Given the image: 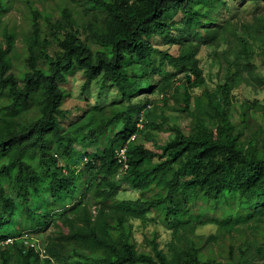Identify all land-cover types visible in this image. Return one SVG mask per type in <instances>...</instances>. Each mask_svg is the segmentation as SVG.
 <instances>
[{"label":"trees","instance_id":"1","mask_svg":"<svg viewBox=\"0 0 264 264\" xmlns=\"http://www.w3.org/2000/svg\"><path fill=\"white\" fill-rule=\"evenodd\" d=\"M77 1L89 18L86 31L97 49L82 40L68 7L59 10L56 20H46L45 29L39 10L30 8L33 30L18 69L11 56L15 35L9 30L3 33L0 264H211L194 239L190 250L172 248L171 259L154 241H149L154 256L140 253L130 221L146 222L149 212H157L176 239L181 230L193 234L207 225L232 235L254 221L249 229L256 236L257 252L264 256V149L254 141L247 147L240 142L230 109V84L206 93L215 128L193 114L191 132L171 126L174 136L167 141L146 133L158 127L141 121L140 109L132 105L85 126L88 131H65L63 126L70 114L64 86L76 71H83L84 91L103 79L117 86L129 104L136 94L128 86L129 69L142 64L148 68L157 64L158 75L165 63L182 71L191 66L197 78L194 85L202 86V72L191 62L192 54L175 57L157 52L150 41L156 36L170 38L179 26L204 38L206 29L219 22L214 14L229 9L227 0ZM4 10L0 0V18ZM177 16L180 21H175ZM248 48L243 44L247 54ZM189 102L190 97L186 108ZM30 110L37 114L19 120ZM242 122L247 124L245 117ZM148 139L155 150L145 146ZM88 146L94 147L90 153ZM118 148L125 149L123 158L118 157ZM122 167L125 173L118 178ZM120 179L139 192L138 199L118 200ZM50 227L55 237L43 254L22 239L24 234L34 239ZM11 238L13 243H7ZM249 245H244L242 254Z\"/></svg>","mask_w":264,"mask_h":264},{"label":"rangeland","instance_id":"2","mask_svg":"<svg viewBox=\"0 0 264 264\" xmlns=\"http://www.w3.org/2000/svg\"><path fill=\"white\" fill-rule=\"evenodd\" d=\"M4 4L5 10L0 18V45L6 47L3 36L5 30L15 35V50L11 56L16 69L23 63L27 40L33 30L30 8L39 10L42 16L40 23L45 29L46 20H56L59 10L68 7L74 14L82 40L92 49L98 48L89 39L86 31L89 18L84 14L82 4L77 0H4ZM227 6H229L228 10L222 8L220 12L214 14L219 22L206 29L204 38H197L193 32H186L182 26H179L172 32L170 38L156 36L150 41L157 52H168L175 57L192 54L191 62L195 63L202 72L204 79L202 86L194 85L197 78L192 74L191 66L187 71H182L165 63L162 66L163 74L158 75L154 73L157 64L151 68L142 64L129 69L131 83L128 86L136 90L129 104L124 100L117 86L104 83L103 79L94 81L91 88L84 91L83 71H76L68 77V82L64 86L69 94L66 108L70 113L63 124L64 130L84 128L88 131L85 126L94 124L101 118L110 117L113 112L125 111L130 105L140 109L141 121L149 127H158L146 133L159 135L164 141L174 136L169 130L171 126H178L189 134L192 130L193 114L207 120L210 127L215 128L216 124L208 115L206 93L216 91L219 85L228 83L231 85L230 109L237 125L240 142L247 147L254 141L258 149L263 150L264 0H227ZM180 19L181 16H177L175 21ZM243 44L248 45V54L243 50ZM190 78L192 82L189 84ZM188 97H190L189 108H186ZM35 114H37L35 110H30L20 114L19 120L32 119ZM243 117L247 124L242 122ZM140 127H143L142 122ZM143 142L148 149H156L151 139ZM88 147L87 152H92L94 147ZM122 151L117 149L119 158H123ZM125 170L126 168L122 167L117 177H122ZM118 184L122 185L118 200L139 198V192L133 190L122 179ZM195 209L196 207L193 211ZM253 222L242 226L240 231L232 235L223 234L216 225L200 226L193 234L188 230H181L180 239H176L173 231L162 224L157 212H149L146 222L133 219L130 224L134 242L140 253H150L154 256L149 244V241H154L171 259L175 251L190 250L191 239H194L200 253L206 255L211 264H264V256L257 252L256 236L249 229ZM54 235L55 229L50 227L40 234L33 235L34 239L30 238V240L42 251L51 238L55 237ZM246 243H250L246 250L250 249L242 254V248ZM79 252L84 253L83 250Z\"/></svg>","mask_w":264,"mask_h":264},{"label":"built area","instance_id":"3","mask_svg":"<svg viewBox=\"0 0 264 264\" xmlns=\"http://www.w3.org/2000/svg\"><path fill=\"white\" fill-rule=\"evenodd\" d=\"M124 151H125V149L122 151V152H123V154H125V152H124ZM25 238H26V240H29V237H28V235H26V236H25ZM7 243H13V239H9V240L7 241ZM26 243H30V241H29V242L27 241ZM31 246L35 247V246H36V244H35V243H31ZM41 252H42V254H43V253H44V250H42Z\"/></svg>","mask_w":264,"mask_h":264},{"label":"clouds","instance_id":"4","mask_svg":"<svg viewBox=\"0 0 264 264\" xmlns=\"http://www.w3.org/2000/svg\"><path fill=\"white\" fill-rule=\"evenodd\" d=\"M26 235L29 236V234H24V236H23L22 239H23L24 241H28V242L30 241V243H28V244L31 245V240H30V238H29V240H26V238H25ZM11 239H12V238H11ZM13 241H14V239H13ZM35 248H38V246L36 245Z\"/></svg>","mask_w":264,"mask_h":264}]
</instances>
